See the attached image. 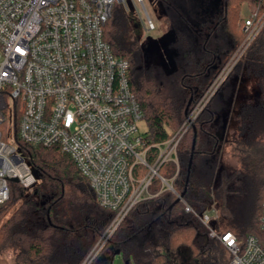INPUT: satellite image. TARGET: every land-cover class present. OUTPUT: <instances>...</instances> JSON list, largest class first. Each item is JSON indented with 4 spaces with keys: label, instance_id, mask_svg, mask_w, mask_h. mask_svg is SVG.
I'll return each mask as SVG.
<instances>
[{
    "label": "trees",
    "instance_id": "trees-1",
    "mask_svg": "<svg viewBox=\"0 0 264 264\" xmlns=\"http://www.w3.org/2000/svg\"><path fill=\"white\" fill-rule=\"evenodd\" d=\"M152 3L158 7L162 23L158 38L143 42L135 37L128 14L116 5L104 40L116 57L129 63V83L141 106L150 145L171 140L193 110L204 104L178 145L179 172L172 163L160 169L163 177L174 178V189L183 195L182 201L177 202L176 195L165 191L140 202L105 240L115 214L100 206L73 160L57 147L18 142L37 185L26 194L20 184H11L10 200L0 207V221L14 209L0 226V258L11 254L13 264H113L117 256H123L125 264H219L202 254L214 244L223 246L211 241L208 230L186 213L185 205L199 214L214 211V229L218 233L233 232L240 244L250 235L260 236L264 202V28L211 93L245 38L243 6L262 13L264 0ZM244 76L254 78L258 94L254 102L236 108L237 136L233 144L237 165L225 167L218 136L220 115L234 112L237 88ZM157 156L158 151L153 149L150 163ZM160 189L161 183L156 180L152 192L158 194ZM160 237L166 240V250L158 253L154 247Z\"/></svg>",
    "mask_w": 264,
    "mask_h": 264
},
{
    "label": "built area",
    "instance_id": "built-area-1",
    "mask_svg": "<svg viewBox=\"0 0 264 264\" xmlns=\"http://www.w3.org/2000/svg\"><path fill=\"white\" fill-rule=\"evenodd\" d=\"M130 2L145 33L155 32L145 0H0V207L10 200L13 179L27 191L37 185L18 142L57 147L73 160L100 206L115 214L105 240L140 202L165 191L180 197L174 178L163 177L160 169L172 163L179 172L177 149L190 123L168 142L150 145L140 132L143 112L131 90L129 63L104 40L114 7L127 8ZM263 28L264 11L252 8L243 19L245 38L211 96ZM202 108L191 114L192 121ZM153 149L158 156L150 163ZM156 180L161 183L158 194L152 192ZM185 211L227 250L228 264H264V202L261 234L248 236L243 244L233 232L214 229V211L199 214L188 205Z\"/></svg>",
    "mask_w": 264,
    "mask_h": 264
},
{
    "label": "rangeland",
    "instance_id": "rangeland-1",
    "mask_svg": "<svg viewBox=\"0 0 264 264\" xmlns=\"http://www.w3.org/2000/svg\"><path fill=\"white\" fill-rule=\"evenodd\" d=\"M125 12L128 14L130 18V24L134 29V36L139 37L143 42L148 38H158L161 35L162 23L160 19V13H158V7L153 5L152 0H145V6L151 15L152 19L156 22L157 29L155 32L150 34H146L143 27L141 26V19L138 14H136V7L132 2L127 4V8L124 5H121ZM251 6L247 4L243 6L241 11V18L244 19L249 15ZM225 68V67H224ZM223 71V70H222ZM258 94V89L256 85V81L252 77L244 76L240 79L239 86L237 88V97L235 99L234 112H223L220 116V130L218 132V136L222 141L221 155H222V163L225 167H231L237 165V158L234 156L235 146L233 144L234 137L237 136V121H236V108L239 107L242 103H252L256 100ZM208 100L205 101V104ZM204 107V104L202 105ZM198 108V107H197ZM197 108L193 110L192 114L197 111ZM140 132L145 134L148 131L147 124L145 122H141L139 124ZM186 128H189V124H187ZM32 191H27L26 194L31 193ZM14 209L8 212L6 216L2 218L0 221V226L5 222V220L11 216ZM217 216V215H216ZM162 235V234H161ZM160 235V236H161ZM204 241L207 242V237H204ZM213 243H216L215 239H211ZM158 245L154 247V250L158 253H161L166 250V240L164 238H159ZM183 257L185 255H182ZM203 258H208L212 263L214 261L219 264H228L230 261V256L223 247H220L217 244H214L211 250H207L202 254ZM179 258V257H178ZM185 258V257H184ZM206 259V260H208ZM0 264H13V257L11 254H8L4 257L0 258ZM113 264H125L123 256H117L114 260Z\"/></svg>",
    "mask_w": 264,
    "mask_h": 264
},
{
    "label": "water",
    "instance_id": "water-1",
    "mask_svg": "<svg viewBox=\"0 0 264 264\" xmlns=\"http://www.w3.org/2000/svg\"><path fill=\"white\" fill-rule=\"evenodd\" d=\"M188 122L190 123V125H191L192 122H193V121L191 120L190 117L188 118ZM195 137H196V133H195ZM195 144H196V140H194V142H193V150L195 149ZM191 163H192V160H191V162H190V166H191ZM12 182H14V183H18L19 181H18V179H13ZM182 198H183V195H181V196L178 198L177 202H180Z\"/></svg>",
    "mask_w": 264,
    "mask_h": 264
},
{
    "label": "snow or ice",
    "instance_id": "snow-or-ice-1",
    "mask_svg": "<svg viewBox=\"0 0 264 264\" xmlns=\"http://www.w3.org/2000/svg\"><path fill=\"white\" fill-rule=\"evenodd\" d=\"M227 239V238H226Z\"/></svg>",
    "mask_w": 264,
    "mask_h": 264
}]
</instances>
